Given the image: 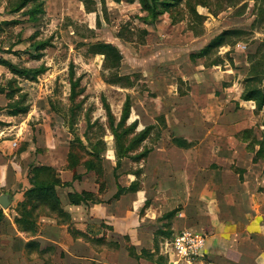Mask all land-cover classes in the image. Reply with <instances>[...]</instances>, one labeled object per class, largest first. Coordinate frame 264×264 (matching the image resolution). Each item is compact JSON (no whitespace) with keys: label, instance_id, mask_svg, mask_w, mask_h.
I'll use <instances>...</instances> for the list:
<instances>
[{"label":"crops","instance_id":"1","mask_svg":"<svg viewBox=\"0 0 264 264\" xmlns=\"http://www.w3.org/2000/svg\"><path fill=\"white\" fill-rule=\"evenodd\" d=\"M11 20L16 19L0 23ZM236 47L238 52L245 49ZM219 66L207 65L213 69L182 77L190 81L186 93L176 82L156 91L151 81V97L146 95L138 106L130 94L125 96L131 102L127 123L136 122L138 131L151 128L142 144L149 151L139 163L122 159L116 175L113 140L106 147L102 176L77 168L80 178L73 180L67 155L57 162L49 141L42 146L49 150L40 153L19 131L10 140L0 136V196L6 195L9 202L6 209L0 206V264H173L175 257L162 251L166 239L156 242V232L167 229L172 235L188 229L205 236L203 256L215 264H264V163L254 160L257 145L254 151L248 149L253 138H261L243 115L245 107L255 115V105L241 99L242 83L236 97L232 88L214 87L215 78L227 72H216ZM1 69L6 70L0 66V78ZM125 75L134 84L121 89H133L141 80L138 73ZM7 104L0 94V108ZM177 139L188 146L180 147L174 143ZM30 165L55 170L61 182L55 188L59 209L27 200ZM106 165L111 166L114 183L108 192ZM133 182L134 191L113 199L118 186L128 189ZM83 193L91 197L70 202L69 195ZM173 210L172 217L164 218Z\"/></svg>","mask_w":264,"mask_h":264},{"label":"rangeland","instance_id":"2","mask_svg":"<svg viewBox=\"0 0 264 264\" xmlns=\"http://www.w3.org/2000/svg\"><path fill=\"white\" fill-rule=\"evenodd\" d=\"M21 1L0 0V21H18L17 25L2 27L0 47L11 50L8 51L11 53L3 55L9 62L18 68L37 70L39 73L33 79L25 80L1 69L2 85L8 90L15 87L21 90L16 97L24 96L22 104L28 106V112L16 118L7 116V111L0 112V136L10 140L19 131L20 137L30 139L40 153L49 150L42 147L49 141L57 162L67 155L65 152L70 142L76 143V150H80L77 138L85 143L83 134L87 120L93 126L87 131L89 137L92 140L101 138L108 148L112 145L103 107L104 98L112 113L119 117L126 95L130 94L132 104L138 106V101H143L146 95L151 97L152 87L156 90L176 82L178 89L184 92L190 89L187 85L190 81L183 78L213 69L207 65L216 62L220 63L216 72H227L221 79L215 78L214 87L220 89L223 84L224 88H232L230 93L236 97L248 69L246 58L259 44L257 55L250 57V65L254 64L257 56L256 69L261 80L252 85L264 92V0H191L194 13L200 18L198 21L192 20L190 10L182 5L178 14L182 19L180 23L171 24L168 15L164 14L154 27L142 21L146 14L140 11L137 3L32 0L23 9L24 13L8 14V10ZM34 7L40 11L35 14L34 20H30L25 12ZM224 30L240 31L238 38H231L233 45L215 49L207 61L195 60L194 54ZM31 38L33 42L44 43L45 48L32 54L28 52ZM97 43H110L119 49L122 55L119 74L138 73L141 76L133 89L108 84L111 76L104 67L103 57L90 52V46ZM238 45L245 49L235 51ZM228 47V51L224 52ZM71 73L76 81L74 100L69 97ZM231 102L236 101L231 99ZM70 108L74 109L72 113ZM243 112L256 135L264 140V104L262 110L253 116L248 107L243 108ZM130 120L129 124L133 123ZM252 135V132L249 133V136ZM147 146L141 145L138 152L147 150ZM110 171L111 166L106 165L104 178L107 192L114 189Z\"/></svg>","mask_w":264,"mask_h":264},{"label":"trees","instance_id":"3","mask_svg":"<svg viewBox=\"0 0 264 264\" xmlns=\"http://www.w3.org/2000/svg\"><path fill=\"white\" fill-rule=\"evenodd\" d=\"M83 2V0H78ZM116 3H120L122 1H126L129 3H137L140 6V11L145 13L146 15L142 18V21L146 23V25L150 27H154L158 18L164 14H167L171 24H178L182 21L180 18L179 10L182 5H185L190 13L192 20L198 21L197 15L194 13L195 7L191 0H113ZM33 2L32 0H22L17 6H14L11 10H8V14H14L23 12L24 8L28 3ZM204 3V2H203ZM206 5V4H204ZM40 10L37 7L30 8L25 15L29 17L30 20H34L35 14H38ZM21 12V13H22ZM24 13V12H23ZM182 15V11H181ZM99 21V18H96ZM200 19V18H199ZM17 20L11 21H3L0 23V31L3 26H12L17 25ZM240 34L239 30H224L217 36L213 37L201 50H199L195 55V57H209V54L213 52L215 49H218L222 46L233 45L231 38H238ZM30 44L28 46V52L31 54L35 52L42 51L45 48L44 43L33 42V38H31ZM260 45V44H259ZM259 45L256 46L253 53H250L247 56L248 69L245 79L243 80V93L241 95V99L244 101H252L255 105L254 112H260L262 110V106L264 104V92L255 88L252 83H259L261 80V75H258L256 68L257 66V56L255 57L254 64L250 65V57L257 55L259 50ZM90 52L95 55H101L104 60V67L109 71V75L111 76L108 84L117 85L121 88H130L133 86L134 82L130 80V76L128 75H120L119 68L121 66L122 55L119 49L110 44V43H97L95 45L90 46ZM10 49H2L0 47V53H11ZM15 53V52H14ZM194 57V58H195ZM218 63V62H216ZM211 63V64H216ZM0 66L4 67L8 72L12 75L22 78V79H33L34 75H37L39 72L37 70L30 69H21L16 65L12 64L8 60H5L0 57ZM137 77V76H134ZM69 84H70V99L74 100L76 97L75 90V80L73 78V74L69 75ZM21 93L19 88H14L8 90L4 85H0V94H5L6 99L8 100V104L5 108H0V111L6 110L7 115L16 117L20 115H26L28 112V106L22 104V99L24 96H20L17 98L16 96ZM18 100H15V99ZM103 107L108 119V129L112 135L113 146H114V154L116 158V165L114 167V175H116L117 170L121 166V160L124 158L130 159L132 162L139 163L141 159H143L148 153V149H142V151L138 152L139 147L143 144L144 140L148 137L151 128L144 127L143 130L139 132H135V128L137 127V123L133 122L128 124L127 121L130 115L131 102L129 97L127 96L125 101L121 106L119 119L114 116L112 113L109 103L103 99ZM74 109L70 108V112L72 113ZM68 126V125H67ZM264 126V122H263ZM93 126L89 120L86 121V131L83 134V138L85 143L77 138V145L80 147V150H76L77 146H74L76 143L70 142L69 151L67 154V168L72 171L73 180H77L80 178V174L77 173V168H82L86 172H94L97 176H102L103 172V159L106 152V145L99 138V140L91 139L87 133L88 129H91ZM69 128V126H68ZM251 131L247 132L249 135ZM174 143L179 145L180 147H187L188 145L180 140H174ZM255 145L258 146V150L255 153L254 160H262L264 163V140L263 137L259 140L252 139L251 143L248 145V149L250 151H254ZM139 175V173H137ZM56 172L51 167L40 166V165H30L28 171V179L31 184V188L26 192V198L28 201H34L37 204H46L51 209L57 210L59 209L58 199L56 196L55 188L61 185L60 180L56 176ZM68 186L69 184H63ZM136 182L130 184L128 189H124L118 186L117 192L113 196V199L119 198V196L125 191H134L136 187ZM91 194L83 193V194H71L69 195L70 202L72 204H78L80 202H84L86 199L90 198ZM23 206V205H22ZM176 213V210H173L167 213L164 218H170ZM25 214V213H24ZM3 218L2 211L0 210V220ZM19 223V220H17ZM26 225L29 227H33V225L29 222H26ZM172 236V232L168 229L166 231H158L156 232V242L159 238L167 239Z\"/></svg>","mask_w":264,"mask_h":264},{"label":"built area","instance_id":"4","mask_svg":"<svg viewBox=\"0 0 264 264\" xmlns=\"http://www.w3.org/2000/svg\"><path fill=\"white\" fill-rule=\"evenodd\" d=\"M16 146L17 141H13L12 147ZM204 244L205 236L186 229L167 238L162 251L175 257L173 264H215L204 258Z\"/></svg>","mask_w":264,"mask_h":264},{"label":"water","instance_id":"5","mask_svg":"<svg viewBox=\"0 0 264 264\" xmlns=\"http://www.w3.org/2000/svg\"><path fill=\"white\" fill-rule=\"evenodd\" d=\"M8 197L6 195L0 196V206L4 209L8 207Z\"/></svg>","mask_w":264,"mask_h":264}]
</instances>
